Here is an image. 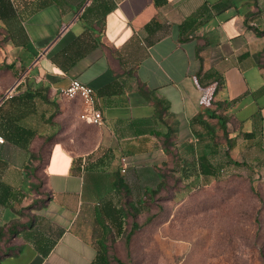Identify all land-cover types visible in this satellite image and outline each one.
Segmentation results:
<instances>
[{
  "label": "crops",
  "instance_id": "0c3cea01",
  "mask_svg": "<svg viewBox=\"0 0 264 264\" xmlns=\"http://www.w3.org/2000/svg\"><path fill=\"white\" fill-rule=\"evenodd\" d=\"M9 4L0 26L27 64L15 95L34 94L17 123L35 132L39 104L54 132L29 208L10 175L28 146L0 143V264H92L105 236L98 215L114 235L118 209L137 214L160 192L212 184L201 157L218 174L225 151L237 162L264 152V0ZM71 79L93 89L101 124L61 95Z\"/></svg>",
  "mask_w": 264,
  "mask_h": 264
},
{
  "label": "rangeland",
  "instance_id": "374dc122",
  "mask_svg": "<svg viewBox=\"0 0 264 264\" xmlns=\"http://www.w3.org/2000/svg\"><path fill=\"white\" fill-rule=\"evenodd\" d=\"M21 53L0 26V106L4 104L3 108L7 107L8 91L11 89L12 95L16 93L27 69V64L20 60ZM44 108L38 104L30 119L36 134L28 145L29 153L18 170L20 174H10L14 181H21L19 185L25 186L22 209L35 202L33 193L43 181L52 141L49 136L54 132L51 121L44 125L39 119L42 112L48 115L51 111ZM255 152L258 154L254 155L253 150L251 156H238L241 164L228 165L220 178L208 186L170 197L169 191L160 192L156 204L137 213L140 226L128 247L124 236L106 240L109 256L127 264H264V152ZM129 224L130 217L126 231ZM110 264L116 262L111 259Z\"/></svg>",
  "mask_w": 264,
  "mask_h": 264
},
{
  "label": "trees",
  "instance_id": "16d2710c",
  "mask_svg": "<svg viewBox=\"0 0 264 264\" xmlns=\"http://www.w3.org/2000/svg\"><path fill=\"white\" fill-rule=\"evenodd\" d=\"M10 10L9 0H0V19H4L7 17L8 11ZM259 34H263V32H258ZM7 67V65H4ZM9 67V66H8ZM218 90V86H216L214 93ZM32 93L27 94H17L11 95L7 98L9 105L11 106L10 111L7 113V109L3 108L2 104L0 106V135L3 137L4 142H9L15 144L20 147H26L29 145L30 141L35 136V132L30 128H25L17 123V120L26 112V110L21 109V104H24L26 107L27 104L33 98ZM6 101V102H7ZM5 101L3 103H6ZM23 107V108H25ZM220 126L221 129L225 132V118L221 115L220 117ZM51 139V137L49 138ZM225 156L220 157L219 161V169L218 174L216 172V165L212 167L211 161L208 157L204 156L199 159L200 161V171L201 173L207 176H213L214 180L220 178L223 171L228 167V165H240V162L232 160L227 151L224 152ZM243 165H245L243 163ZM218 175V177H217ZM126 206V205H125ZM126 208V207H125ZM125 208H120L116 211L115 214L111 216L110 224L114 227V235H108L111 230L106 228L103 221H100V215H98V221L101 223L103 227H105V236L103 237L102 241L100 242V248L97 252L95 260L92 264H110L111 259H113L116 264H127L121 261L119 258L112 256L110 257L107 252V247L104 244L103 240L108 239L111 236L115 237H122L124 236L125 245L128 247L131 238L133 237L135 231L139 228L140 224L136 221V215L134 213H130ZM130 217V224L129 230L126 231V221L127 218ZM106 237V238H105Z\"/></svg>",
  "mask_w": 264,
  "mask_h": 264
},
{
  "label": "built area",
  "instance_id": "2783aa9c",
  "mask_svg": "<svg viewBox=\"0 0 264 264\" xmlns=\"http://www.w3.org/2000/svg\"><path fill=\"white\" fill-rule=\"evenodd\" d=\"M8 92L9 94L7 97H10L12 95L11 89ZM60 93L66 98H79L82 101L84 105L83 112L80 114L82 119L96 125L102 123V114L100 110L95 107L93 89L89 85L82 83L78 79H71L69 83L60 90ZM3 142L4 139L0 135V143ZM122 161L124 162L125 159H122Z\"/></svg>",
  "mask_w": 264,
  "mask_h": 264
}]
</instances>
